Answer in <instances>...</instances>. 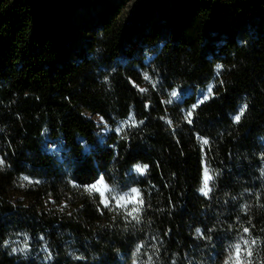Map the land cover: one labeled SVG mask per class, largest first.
Returning a JSON list of instances; mask_svg holds the SVG:
<instances>
[{
  "label": "trees",
  "instance_id": "1",
  "mask_svg": "<svg viewBox=\"0 0 264 264\" xmlns=\"http://www.w3.org/2000/svg\"><path fill=\"white\" fill-rule=\"evenodd\" d=\"M131 1L76 24L82 0H0V264H224L242 237L264 260V0ZM102 171L139 223L70 183Z\"/></svg>",
  "mask_w": 264,
  "mask_h": 264
},
{
  "label": "snow or ice",
  "instance_id": "2",
  "mask_svg": "<svg viewBox=\"0 0 264 264\" xmlns=\"http://www.w3.org/2000/svg\"><path fill=\"white\" fill-rule=\"evenodd\" d=\"M145 78H147V76ZM129 82L135 86V82L131 80V77H129ZM161 83H163V80H161ZM140 91H143V89H140ZM209 91H211V89H209ZM172 95L176 97L178 101L181 99L180 91L173 92ZM203 95H204L203 92H201V96ZM201 102L202 100L198 98L197 102L192 105V109L195 110L198 107L199 103ZM149 107L150 105L145 104L146 109ZM240 112L242 113L243 109H241ZM189 116L190 117L192 116L191 112H189ZM194 119L195 117L188 120V123L192 124ZM232 119L234 120V122L239 123L241 120V114L239 113L236 114L234 117H232ZM99 120L103 122L104 117L100 116ZM142 123L143 121H141V124ZM43 131L47 132L48 130L47 128H45ZM120 132H121L120 127H117L114 130L115 134H119ZM208 144H209L208 139H204V145L207 146ZM51 147L55 148V145H52ZM112 147L113 146L111 145L108 146L109 149H111ZM261 158L264 159V154H262ZM3 164H5V157L0 156V165H3ZM147 167L148 165H145L144 167H139L138 165L136 166L137 171H139L140 173H143ZM261 172L262 174H264V169H261ZM124 175L126 177L127 173H125ZM201 178L204 182V186L201 187L198 191L203 195L204 198L208 199L210 198L209 193L205 191V189L209 187V181L211 180V177L209 173L204 170L203 161L201 163ZM25 179H29V177L25 176ZM35 182L39 183L40 181L37 180ZM110 182L114 185L111 188V191L113 192H116L118 189H123L124 187H127V185H124L121 183V176L118 173V171L117 172H107V173L102 171L100 173H97L95 178L90 180L87 183L81 182L78 178L70 181L73 187L83 186L85 188H90L95 191V193L100 197V206L98 207L97 210L100 211L101 213H103L104 210L111 208L112 203H113V200L108 199L106 195L107 191L109 190L106 188V185ZM114 201H115V205L117 209H121V208L130 209L129 211L126 212L125 219H128L129 217H131L132 220H134L136 223L140 222L141 207L144 205L145 202L142 199L141 191L136 186H131L129 191L124 192L123 195H119L118 198H114ZM50 202H54V201H50ZM136 205H139L141 207H136ZM205 231L211 233L213 229L197 228L196 234L200 238L211 242L214 239V237L212 235L205 236L204 235ZM250 231L251 230L248 227H245L243 229L244 233H249ZM41 239H43V237H41ZM241 239L243 240V243H236L234 246L230 244L228 246L229 249H231L232 251H231V255L225 259L224 264H254V261H253V257L255 255L254 249L256 247L257 241L255 239L253 240L243 239V237ZM261 243L264 244V241H261ZM3 245L9 246V241L7 240L3 241ZM30 247L31 246L27 243H25V246L23 248L18 247V246L12 247L11 252L9 254L12 255L16 253H25L27 255L26 250L29 249ZM142 247L143 245H138L136 248V251H140ZM49 258L50 259L52 258L51 255L49 256ZM79 259H83V257H79ZM173 264H175V262H173ZM260 264H264V260L260 261Z\"/></svg>",
  "mask_w": 264,
  "mask_h": 264
},
{
  "label": "rangeland",
  "instance_id": "3",
  "mask_svg": "<svg viewBox=\"0 0 264 264\" xmlns=\"http://www.w3.org/2000/svg\"><path fill=\"white\" fill-rule=\"evenodd\" d=\"M104 0H82V2L80 3V7H79V9H78V11H77V14H75V17H76V24L77 23H79L78 21H80V23L82 22V23H84L85 21V19H90V18H93V19H95L96 18V16H97V12L100 10V9H102L103 8V2ZM113 1H115V0H110V2H113ZM135 1H137V0H135ZM134 3V0L133 1H131L130 3H129V5H131V4H133ZM209 87L205 90V91H201V92H203V96L202 97H205L206 96V94H207V92L209 91ZM201 92H200V95H201ZM175 99H177L176 97H174ZM97 119H98V121L99 122H101L100 120H99V117H96ZM102 130L103 131H106V128L105 127H102ZM52 145H55V143H50V144H48V149H53L51 146ZM106 188L107 189H109L108 191H107V193H106V195H107V198L108 199H111V200H113L114 201V198H118V196L117 197H115L114 195H111V189L109 188V186L108 185H106ZM115 202V201H114ZM137 263V261H136V259L134 258L133 260H131V262L130 263H128V264H136Z\"/></svg>",
  "mask_w": 264,
  "mask_h": 264
}]
</instances>
